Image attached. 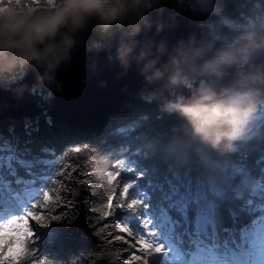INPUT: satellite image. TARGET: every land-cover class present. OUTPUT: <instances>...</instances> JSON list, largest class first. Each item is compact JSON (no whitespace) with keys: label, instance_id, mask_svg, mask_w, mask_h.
I'll use <instances>...</instances> for the list:
<instances>
[{"label":"snow or ice","instance_id":"obj_1","mask_svg":"<svg viewBox=\"0 0 264 264\" xmlns=\"http://www.w3.org/2000/svg\"><path fill=\"white\" fill-rule=\"evenodd\" d=\"M8 2L20 11L55 6L57 0L43 5L28 0ZM89 147H70L59 158L58 170L41 198L23 216L0 223V264L25 260L46 264L32 259L35 252L29 244L35 233L31 222L47 226L69 218L79 200L96 214L89 224L99 245L88 254V264H96L108 248L118 249L121 264H154L157 256L169 257L167 264H264V169L253 172L241 161L213 156L180 131L164 146L163 161L148 181L157 185L155 190L149 187L143 196L132 198L133 184L123 177L134 169L125 167V150H120L121 158L107 173L103 192H97L80 164V154ZM66 154L71 157L66 159ZM143 178V172L137 174L138 181ZM159 207L167 213L174 233L171 248L157 240L159 228L151 213ZM133 210L136 227L123 219L132 216ZM121 253L127 255L121 257Z\"/></svg>","mask_w":264,"mask_h":264},{"label":"clouds","instance_id":"obj_2","mask_svg":"<svg viewBox=\"0 0 264 264\" xmlns=\"http://www.w3.org/2000/svg\"><path fill=\"white\" fill-rule=\"evenodd\" d=\"M169 0H57L55 6L16 11L8 0L0 2V89L17 85L29 72L38 85L54 79L71 60L77 47L107 50L109 59L127 72L133 64L139 75L157 91H171L186 81L201 80L190 95L164 100L165 111L178 114L191 136L219 154L233 151L264 98V70L240 71L229 87L207 81L226 69L248 61L264 50V21L254 22L235 44L208 57V48L189 39L171 48L166 41L140 39L153 27L157 33L168 25L153 20L162 16ZM219 0H188L194 16L214 14ZM114 50V52H113ZM18 93L24 87L16 88ZM98 183L109 168L104 157L94 158Z\"/></svg>","mask_w":264,"mask_h":264},{"label":"trees","instance_id":"obj_3","mask_svg":"<svg viewBox=\"0 0 264 264\" xmlns=\"http://www.w3.org/2000/svg\"><path fill=\"white\" fill-rule=\"evenodd\" d=\"M169 1L183 12L191 23H196L202 33L214 39L215 52L233 46L254 22L264 21V0H225L238 11L237 18L233 21L236 26L221 23L220 19L224 14L220 10L214 13L217 20L212 21L211 17L214 14L194 16L188 9V0ZM28 2L43 5L47 0ZM259 69L264 70V50L256 52L250 60L237 66L232 74H221L207 82L218 88L229 87L237 78L238 72ZM201 83L199 80L196 86L182 84L173 89L167 99L188 96L200 87ZM15 86L9 89L12 90ZM59 86L56 80L46 82L42 86L38 84L33 86L31 94L42 109V114L38 117L0 122V131L13 146L10 158L0 156V211L6 208L14 211L16 218L23 216L31 205L41 198L58 170L59 158L70 147L78 144L90 145L87 151L80 154L82 157L80 164L95 182L97 192H103L106 178L104 182L98 183L94 174L95 169L89 166V162L94 158L104 157L109 171L113 170L112 165L121 158L119 152L124 149L125 167L134 169L125 173L123 177L133 184L130 191L132 198L143 196L149 187L155 190L157 185L149 184L148 181L153 178L157 166L163 161L164 146L180 131L213 156L241 161L253 172L264 169V116L259 117L256 124L254 121L251 129H245L243 138L235 143L234 151L219 154L196 141L178 114L163 109L162 104L166 99H157L145 90L135 97L127 95L126 100L95 127H76L53 120L47 116V111ZM262 110L264 98L258 103L255 113L260 114ZM70 157L71 154H66L65 158ZM140 172L144 173V178L138 181L137 174ZM17 199L23 201L27 199V209L22 214H18L14 205ZM88 207L83 200H79L71 210L73 215L70 214L69 218L51 221L47 226L38 225L39 235L32 238L33 242L29 244V249L35 252L32 259L44 260L46 264H88V254L97 251L99 245V240L89 224V218L96 214L89 212ZM80 214L83 217V225L77 224ZM158 214H162L168 221L169 229L165 227L161 231L169 236L173 244L174 233L163 207L153 209L151 216L155 219ZM123 219L136 227L135 210L132 216ZM117 252L118 249L115 248L106 249L102 256L97 257L96 264H102L104 261L107 264H121ZM125 255L127 253L120 254L121 257ZM162 260L161 256H157L154 264H160ZM23 264H31V260H25Z\"/></svg>","mask_w":264,"mask_h":264},{"label":"water","instance_id":"obj_4","mask_svg":"<svg viewBox=\"0 0 264 264\" xmlns=\"http://www.w3.org/2000/svg\"><path fill=\"white\" fill-rule=\"evenodd\" d=\"M220 10L226 19L235 20L237 9L225 0H219ZM153 20L161 19L168 25L162 32L157 33L155 27L142 33L140 39L166 41L171 48L177 41L187 42L189 39L205 45L211 56L216 51L215 41L201 32L196 23L170 1L165 6L162 16L152 13ZM217 20V15L211 17ZM114 52V50H113ZM237 68L226 69L222 74H232ZM53 80L59 82V90L53 96L47 116L66 124L91 128L95 127L113 110L118 108L126 96L135 97L145 90L157 99H167L173 90L157 91L156 85L145 82L135 64L125 72L120 65L109 59L107 50L89 51L82 47L73 50L71 60L61 66ZM199 80H195L194 86ZM98 84H103L100 87ZM37 85L35 74L29 72L14 89H0V122L3 120L34 119L42 114L31 94L33 86ZM24 87L25 91L18 93L16 88ZM77 224L83 225L80 214Z\"/></svg>","mask_w":264,"mask_h":264},{"label":"rangeland","instance_id":"obj_5","mask_svg":"<svg viewBox=\"0 0 264 264\" xmlns=\"http://www.w3.org/2000/svg\"><path fill=\"white\" fill-rule=\"evenodd\" d=\"M0 2H3V0H0ZM221 23L223 24H227L230 26H236L237 24H235L233 21L227 20L226 18L222 17L220 19ZM187 86H192L194 84V80L191 81H186L184 83ZM100 87H103V84H98ZM264 116V110H262V113H258V114H254L252 119L250 120L248 126L246 127V129H251L254 126V121L255 124L257 123L256 121L258 120L259 117ZM253 125V126H251ZM251 127V128H250ZM0 156L5 157V158H10L11 155L13 154V146L10 144V142L7 140V138L2 134V132L0 131ZM29 194V193H28ZM27 194V196H28ZM16 197V196H14ZM29 199V198H28ZM27 199L26 200H20L17 199L14 203V205L16 206L17 210H18V214L19 213H23L25 211V209H27ZM12 218H16V215L14 213V211H11L9 209L6 208V210H2L0 211V223H6L8 221H10ZM153 219V218H152ZM155 221V227L159 228V235L157 237V240L163 244H165L166 246H168L169 248H171L173 246L172 242L169 239V236L166 235L165 232H162L161 229L165 228L168 230L169 229V225H168V221H166L165 217L162 214H158L156 215V218L153 219ZM32 223V228L33 231L35 233L34 237H38L39 235V230H38V224H36L34 221L31 222ZM175 255V251H173V256ZM163 258L162 262L160 264H167V261L170 259L169 257L166 256H161Z\"/></svg>","mask_w":264,"mask_h":264},{"label":"flooded vegetation","instance_id":"obj_6","mask_svg":"<svg viewBox=\"0 0 264 264\" xmlns=\"http://www.w3.org/2000/svg\"><path fill=\"white\" fill-rule=\"evenodd\" d=\"M194 83H195V80H194ZM194 85V84H193Z\"/></svg>","mask_w":264,"mask_h":264}]
</instances>
